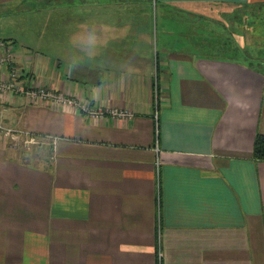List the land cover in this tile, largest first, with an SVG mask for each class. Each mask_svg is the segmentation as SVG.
I'll list each match as a JSON object with an SVG mask.
<instances>
[{"label":"crops","instance_id":"crops-1","mask_svg":"<svg viewBox=\"0 0 264 264\" xmlns=\"http://www.w3.org/2000/svg\"><path fill=\"white\" fill-rule=\"evenodd\" d=\"M58 1L71 0H0V16L18 4L36 20ZM260 2L118 0L134 19L81 24L68 63L5 20L0 80L14 72L23 92L0 91L2 119L42 138L30 151L0 136V264H264V161L252 157L264 64L221 53L230 32L216 13ZM38 88L131 115L24 92Z\"/></svg>","mask_w":264,"mask_h":264},{"label":"rangeland","instance_id":"rangeland-1","mask_svg":"<svg viewBox=\"0 0 264 264\" xmlns=\"http://www.w3.org/2000/svg\"><path fill=\"white\" fill-rule=\"evenodd\" d=\"M41 5L44 15L42 14L36 20L34 15H31L29 18L32 20H29L26 19L28 16L18 17L23 13L16 11H21L25 7L24 5L15 4V7L10 8L11 11H15V15L0 16V28L7 26L6 19L9 23L12 20L14 22H25L27 35L30 39L27 45H31L32 51L41 54L40 56L45 57L47 62L52 55H59L64 63L69 62L71 57L68 51L71 49L73 42L72 33L77 27H81V24L87 25L90 22L117 24L119 20L123 22L124 20L134 19L118 16L119 11L122 10L119 8L118 0H84L82 2L71 0L47 2ZM129 7L135 9L143 6L128 2L127 8ZM149 9L151 10V7ZM218 11L216 12L219 14L217 20L222 22L226 27L224 28L230 32L229 39H224L227 40V43L222 48L221 53L244 58L252 64H264V10L258 12L257 4H255L245 11L241 6H238L237 10L234 8L229 13L225 7H222L223 12L220 8ZM24 13L28 14V12ZM140 19L142 18H138V20ZM148 25L152 30V42L156 47V42L161 36V23L155 17L153 10L149 16ZM17 26L15 24V28ZM224 36L222 37L225 38ZM154 66L153 64V69ZM154 87L155 84H153ZM34 136H36L37 142L31 144L30 151L38 149L36 145L39 144L40 138H42L39 135ZM19 144H23L22 140Z\"/></svg>","mask_w":264,"mask_h":264},{"label":"built area","instance_id":"built-area-1","mask_svg":"<svg viewBox=\"0 0 264 264\" xmlns=\"http://www.w3.org/2000/svg\"><path fill=\"white\" fill-rule=\"evenodd\" d=\"M14 72H11L10 79L7 81L0 80V91H22L23 88L20 84H16L14 81ZM30 98H34L40 100L41 102H58L62 105H70L79 107L81 110L86 111L87 113L91 114L92 116H103L106 113L113 115V116H122V117H129L131 115L130 110L123 109V108H114L109 111H105L100 108L90 109L86 103H82L78 100L77 97L74 96H67L62 93H56L46 88H38V89H28L24 91ZM154 94L157 96V89L155 87ZM157 102V97H156ZM2 104L0 102V136L9 138L13 144L19 145L20 141L22 140L23 145L27 148H30L31 144L37 142L36 136L29 133L28 131H24L20 128L7 126L3 119H2ZM155 118H157V113H155ZM158 175V170H157ZM158 178V176H157ZM159 181V180H158ZM159 183V182H158ZM161 256V254L159 253Z\"/></svg>","mask_w":264,"mask_h":264},{"label":"trees","instance_id":"trees-1","mask_svg":"<svg viewBox=\"0 0 264 264\" xmlns=\"http://www.w3.org/2000/svg\"><path fill=\"white\" fill-rule=\"evenodd\" d=\"M258 12L264 10V2L257 4ZM252 157L255 161H264V134H257L254 140Z\"/></svg>","mask_w":264,"mask_h":264},{"label":"clouds","instance_id":"clouds-1","mask_svg":"<svg viewBox=\"0 0 264 264\" xmlns=\"http://www.w3.org/2000/svg\"><path fill=\"white\" fill-rule=\"evenodd\" d=\"M97 42V38L94 34H89L88 38H87V43L90 45V46H95Z\"/></svg>","mask_w":264,"mask_h":264}]
</instances>
